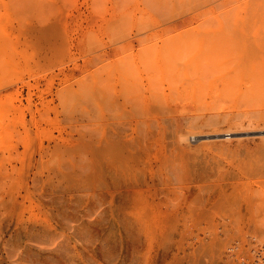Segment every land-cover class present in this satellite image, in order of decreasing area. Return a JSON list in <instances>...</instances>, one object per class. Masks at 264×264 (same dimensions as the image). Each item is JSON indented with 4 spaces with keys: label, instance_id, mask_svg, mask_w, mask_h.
<instances>
[{
    "label": "rangeland",
    "instance_id": "obj_1",
    "mask_svg": "<svg viewBox=\"0 0 264 264\" xmlns=\"http://www.w3.org/2000/svg\"><path fill=\"white\" fill-rule=\"evenodd\" d=\"M4 1L7 2L9 9H6ZM133 1L135 2V0L131 2L129 0L131 4L129 2L125 4L124 0H0V36L2 37V39L0 38V43H2L0 45V66L2 65L0 67L2 70L0 71L2 82L0 85H3L0 88V108L2 109V112L0 111V140L2 139L0 144H18L22 152L25 146L27 147L26 143H29V149L36 158L35 163L38 164L30 170V175L34 170V172L43 171V175L51 174L55 177L53 169L60 168L65 173L64 178H61V175L60 177L56 176L55 179L61 180V183L64 181L62 184L66 190L60 194L64 195L60 200L63 201L62 204H56L59 212L57 207L55 211L54 208L43 205L36 194L32 196L34 198L32 200L21 199V203L17 206L13 207L11 203L2 209L0 212V264H10L13 263L11 261L15 262L16 260L15 264H224L223 261H213L208 254H204L200 248L194 245L196 239L199 238L198 232L202 228H209L212 232L222 230L223 225L219 223L222 222V217L228 218L227 223L230 224L228 226L230 229L234 227L238 228L236 233L242 232L241 226L246 225L247 219L251 217L246 209L249 204L248 196H256L253 199L254 209L257 211L254 215L257 219L262 217L264 203H260V201L264 197V121L259 120L260 115L264 114V75H262L264 71L260 75L258 73L260 68L264 70V65H262L264 64V47L261 46L264 45V36L261 35L263 34L261 30L264 31L262 27L264 21L259 22V26L256 23L255 29L254 26L252 27L253 32L249 31L253 29L247 28L250 35L247 32L246 23L241 25V21H236L246 15L243 11L245 10L244 2L240 0L242 2L240 5V2L237 4L239 0H233L236 3L231 1L227 4L229 5L228 9L223 5L222 7L218 6L215 11L219 17L220 14L224 18L229 15L231 20L238 16L239 18L236 17L234 21L239 27L232 26L236 24L233 23L234 21H230L233 23L232 25L226 24L228 27L231 25L235 31H231L230 27L225 26V22H229V20L224 21V18H219L214 11L209 15L212 18L214 15L218 18L209 21L217 22L218 29L222 22L224 24V28L221 27L222 31L221 28L219 31L217 28L215 29L217 33L214 29H212L214 32L208 30L213 25L207 24L211 23L209 21L205 22L208 25V27L205 25L207 28H204L205 26L201 28L200 24L204 25L202 17V21L198 20L199 22L196 21L190 25V27H194L193 30L192 27L190 29L189 27L182 28L183 31L188 32L187 35H190L191 32L195 35H193L196 38L195 41L188 42L186 37L182 38L185 33L183 34L181 29L170 32V34L169 31L165 32L162 22L169 16L177 17L187 12V8L190 11L201 0L193 2L192 0H180L179 6L183 7L185 4L182 10L181 6L180 8L178 6V0H176L178 3L167 0L170 3L168 2L169 5L164 6L165 8L162 3H167L166 0H157L158 3L162 1L159 5L156 4V0H147L145 2H148L147 6L144 0H136L137 4ZM141 1L142 3H140ZM119 2H122L125 9L120 8L119 4L121 3ZM143 4H145V8ZM152 6L154 9H159L156 11L153 9V11L150 8ZM156 6L158 8H155ZM234 6L237 7L235 10L238 9L239 12V14L238 12L236 15L234 14L235 16L232 14L233 11L236 13ZM129 7L134 9L130 10L136 15L137 21ZM167 8L170 15L168 12L166 13ZM242 8L243 10H240ZM126 9L129 10V13ZM164 9L166 10L164 11ZM4 11L5 13H3ZM125 13L130 20H127L129 18ZM153 13L154 15L151 16ZM240 13L243 15L240 16ZM147 14L149 15L147 16ZM230 14L234 18H231ZM122 15L124 17H121ZM145 16L149 17L148 20ZM152 17L157 19V22L161 21L158 22L161 24L156 23ZM140 18L143 20L140 21ZM150 19L154 22L149 21ZM133 21L137 22L136 26ZM219 21L221 22L219 23ZM146 23L153 28L156 27L155 31L150 28L151 26H148L149 28L145 31ZM142 24L144 25L142 26ZM156 24L159 26L157 27ZM249 26L252 25L249 24ZM159 27L160 29H158ZM120 29L123 31L121 35L119 34ZM256 30L260 31H257L259 38L255 34ZM177 31H180V35ZM7 32H10V35H6ZM113 32L117 35L114 36ZM229 32L233 34L228 37ZM222 33L224 35L226 33V37ZM138 34L142 36H138ZM143 34L146 36L150 34V36L146 37ZM151 34L156 36L153 35V37ZM192 34L188 37L189 39ZM204 38L206 42L203 43L201 41ZM181 39L183 40L182 45ZM176 40L177 43L181 42V48L179 44L178 47L177 44L175 46ZM192 40L190 39V41ZM260 40L261 43H259ZM169 43L173 46L172 50H170L171 44ZM200 44L201 47H204L203 49L200 48ZM164 45L168 47L165 49L167 53L170 51L178 53L177 50H179L183 56L188 54L186 59L191 58L189 65L182 64L183 61H180L181 70L185 72L181 73L180 70L174 74L175 77L172 75L163 77L160 73L158 74L160 77H158L156 73L158 78H155V81L157 79L161 83L158 88L164 87L163 89L168 91L169 98L167 97V99L172 104L178 103L177 105L181 108L178 113L182 122L180 123L182 126L180 133L186 131L189 134L193 132L212 133L217 128L221 132L231 130L234 133L232 135L234 138L229 141H219L220 143L209 142L206 139L203 140L204 138L190 139V145L187 142L183 144L175 142L167 143L164 147H154L148 162L142 166L145 178L142 177L144 180L136 196L131 197L128 204L123 200L121 205H119L120 198L108 197L106 204L102 207L98 203L99 199L94 197L97 187L96 173L98 172L97 166L94 164V154L89 153L85 156L87 167L89 165L90 167L82 169L83 166L78 164L80 155L76 147L80 144L85 145L88 142L87 139L89 140L88 135L85 137L86 139L82 137L81 134L86 132L82 128H85V125L88 126L89 123L92 126V123L97 120V81L99 77L104 75L106 84L110 83L108 85L110 89L114 85L115 78L112 75L114 72L112 73L113 62L111 60L115 61V58L111 57V59L104 54L113 50L122 54L136 53V51L145 54L142 50L155 54L159 52L160 47V52H165ZM186 45L187 47L183 51H187V53L183 54L184 52L180 49ZM97 48L99 49L97 50ZM4 49L8 51L7 55ZM93 49L94 52H92ZM106 58H108L107 61ZM202 60L205 63L209 61V63L205 65L204 62H201ZM15 62L16 64H14ZM106 62L107 64H105ZM193 62L195 64H192ZM198 62L203 63L204 66L198 65L197 67ZM260 63L262 64L257 69V73L255 68ZM98 67L105 70L101 71L102 75L99 71L101 69ZM109 67L111 69H108ZM217 68L218 72H216ZM95 69L99 70L94 71ZM131 70L134 71V69ZM4 71L5 74H3ZM148 71L151 70H144L142 67L140 71L135 69L133 73L138 72L136 77L140 80L142 77L150 76L152 71L150 73ZM180 73L181 75L178 76ZM135 74H132L133 78ZM261 75L263 79L259 78ZM253 76H257L256 81ZM259 81L260 84L263 81L262 85L256 84ZM173 82V85L179 83L176 84L177 88L170 85ZM253 85L256 88L260 85L258 91L253 88ZM110 89L107 90L110 91ZM174 89L175 93L172 92ZM179 89L180 91H178ZM254 90L258 92L257 94L261 91V95L257 96ZM179 100H183L184 102H181L186 105L180 103ZM183 106L186 107V110ZM183 112L184 115H182ZM4 115L9 117L8 120ZM89 119L91 120L89 121ZM216 120L220 121H218L219 125L214 124ZM224 120L226 123L232 120L234 125L229 126L225 124ZM81 124H85L84 127ZM256 125L258 126L256 127ZM91 126L85 129H91ZM257 128H263V131ZM5 133L6 135H4ZM177 137L178 135H176ZM11 139L14 141L11 142ZM26 139L27 142H25ZM62 151L65 153L61 158V154L59 155L58 152ZM4 155L7 157L8 151ZM0 159L7 161L1 157ZM82 159L84 160V157L80 160ZM71 162L76 163L75 169ZM80 167L82 168L80 169ZM15 180L18 181L16 178ZM261 193L262 197L258 195ZM110 202L114 206H110ZM241 207L242 213L239 215ZM48 209L53 210L55 214H52L51 211L47 212ZM33 214L39 215V218L52 219L51 221L55 224L59 217L61 218L59 232L66 233L68 239L71 238L69 244L73 250L71 255L73 258L67 260L68 256L64 259L59 255L48 258L49 255L41 253L42 256L35 247L31 246L30 241L34 237L31 234H26L19 222L21 218L28 219ZM160 222L162 226H160ZM169 223L170 225H168ZM165 226L168 228L165 229ZM157 227H160L159 230ZM155 230L156 232H154ZM239 249H236L233 259L241 257L242 251ZM24 254L26 256H23ZM261 255L264 256V251ZM21 259L22 261H20ZM54 260H56L55 263Z\"/></svg>",
    "mask_w": 264,
    "mask_h": 264
},
{
    "label": "bare ground",
    "instance_id": "obj_2",
    "mask_svg": "<svg viewBox=\"0 0 264 264\" xmlns=\"http://www.w3.org/2000/svg\"><path fill=\"white\" fill-rule=\"evenodd\" d=\"M48 1H50V0H48ZM125 1L126 0H124L125 4H127V2H129V0H127L126 2ZM131 1L132 0H130V2ZM146 1L147 0H144V3ZM170 1L172 3H174L176 0H170ZM178 1H179V3L177 1L176 2L178 3V6H179V4L181 2H180V0H178ZM193 1L194 0H192V2ZM231 1L234 2L233 0H201V2L198 3L199 5L197 4L196 7L194 6L192 9H190V11L187 10L188 8L186 6V8H187L186 11L187 12H185V13L177 16V17H175V16L170 17L169 16V18H166L162 22L163 29L165 30V32L169 31V34H170V32H173V31H176V30H179V29L182 30V28H186L187 29V27H189V29H190L192 27V26L190 27V25H192L196 21L204 20V22H203L204 25L200 24V27L203 28L202 26H205L207 24H209V25L213 24L215 26V28H213L214 26L212 25L211 26L212 28L209 26L210 28L208 30L214 29V31H215V29L217 28V25H218V23L216 21L220 20V19H217L215 21L216 23H212V21H209V20H212V19H215V18L219 17V14L215 11L218 6L222 7L224 5V7L226 6V8L228 9L227 6H229V5H227V4H229ZM4 2H6V1H4ZM135 2H136V0H135ZM168 2L169 1H167V3H164V4L162 3L163 8H165L164 6H168L169 5ZM239 2H240V0L238 1L237 4H239ZM243 2H244L243 7H244L245 10H243V8L240 9V10H243L246 13V15L243 17V16H241L243 14L240 13V16L242 17V19H241V17L239 18L238 16H235L237 14V12H238V9H237V11L235 10L238 7L236 4L235 5L237 7H235V6H234L235 8L232 7V8H234L236 13H234V11L231 8V12L233 11L232 14L233 15L235 14L234 15L235 18H234V16L232 17V14H230L231 18H234V19L231 20L229 18L230 16L227 15V14H226L227 15L226 18H224V16H221V14H220L219 18H221V17L224 18V21L226 19L229 20V22H225V26L228 27L229 23L231 25L233 23H236L234 21V20H236V17H238L240 19V20L237 19L236 21H241V25H243L242 23H246V25L248 26V27H246V29L247 28L248 29H253L252 28L253 26H254V29H255V27H256L255 24L256 23L258 24L259 22L264 21V0H245V1L243 0ZM22 3H23V1H22ZM22 3H21V5H22ZM119 3H121V4H119V5H121V7L118 5L120 8H124L125 7L124 5H122V2H119ZM129 3H128V5L131 4V3L130 4ZM140 3H142V1ZM147 3H145L146 6H147ZM160 3H158L157 0H156V4L159 5ZM182 3H183V1H182ZM234 3H236V1ZM241 3L242 2H240V5H241ZM135 4H137V3H135ZM145 4H143L144 8H145ZM193 4H192V6H193ZM7 5L8 4L6 2V9L8 8ZM184 5L185 4H183V7H184ZM180 6H181V10H182L183 7H182V5H180ZM180 6H179V8H180ZM127 7L128 6L126 5V8ZM221 7H220V9L222 11ZM20 8H21V6H20ZM139 8H141V7H139ZM150 8H152V10L154 9L153 6L150 7ZM155 8H158V7L156 6ZM168 8L170 9V7H168ZM130 9L132 10V8L129 7V10ZM158 9H154V10L156 11ZM161 9H162V7H161ZM169 9L166 11V13L169 11ZM227 9L225 10L226 12H227ZM229 9H230V7H229ZM129 10L126 9V11L128 13H129ZM131 10H130V12H131ZM165 10L166 9H164V11ZM183 11H185V10H183ZM214 11H215V14L217 13L218 17H215V15H214V18H212L209 14L213 13ZM221 11H220V13H221ZM136 12H138V10H136ZM147 12L149 13L150 11H147ZM157 12H156V14H158ZM218 12H219V9H218ZM3 13H5V11ZM118 13H119V11H118ZM140 13H142V12H140ZM154 13L151 16H153ZM163 13H165V12H163ZM168 13L170 15V12H168ZM7 14L9 16V13H7ZM224 14H225V12H224ZM238 14H239V12H238ZM123 15L121 17H124ZM125 15H127V14L125 13ZM132 15H135V14L132 13ZM148 15L149 14H147V16ZM112 16H113V14H112ZM116 16H119V15H116ZM127 17H128V15H127ZM134 17L136 19V15ZM141 17H142V15H141ZM202 17L204 19H202ZM147 18H149V17H146V19ZM153 18L154 17H152V19ZM155 18L158 19V17H156V16H155ZM155 18H154V20H155ZM141 19L142 18H140V21H141ZM127 20H130V18L127 19ZM134 21H133V23H134ZM136 21H137V19H136ZM149 21L152 22L153 20L150 19ZM206 21L207 22L209 21L211 23H207L206 24L205 23ZM230 21H234V22L231 23ZM114 22H117V21H114ZM119 22H122V21H119ZM158 22H161V21H158ZM158 22L156 21V23H158ZM220 22L221 21H219V23ZM136 23H134L135 26H136ZM227 23H228V25H226ZM111 24H112V22H111ZM113 24H115V23H113ZM158 24H161V23H158ZM221 24H222V26H221ZM249 24L252 25V26H249ZM139 25H140V23H139ZM143 25L144 24H142V26ZM223 25L224 24L221 22L219 29L217 28L218 29L217 31H219L220 28L223 27ZM231 25L229 26L231 31L232 30L235 31L232 28L234 27V25H237V23L233 24L232 25L233 27ZM120 26L122 27L121 23H120ZM145 26L144 27H145V31H146V29L149 28L148 26H151V25H148V23H146ZM156 26H157V24H156ZM258 26H259V24H258ZM5 27H4V29H5ZM207 27H208V25H207ZM207 27L205 26L204 28H207ZM262 27L264 28V25ZM150 28L152 29L153 26H151ZM154 28H156V27H154ZM154 28H153V30H154ZM197 28H198V26H197ZM115 29H118V28H115ZM126 29H127V27H126ZM158 29H160V27ZM193 29H194V27H192V30ZM230 29H227V30H230ZM248 29H247V32H249V31L253 32L254 31V29L253 30H249V31H248ZM259 29H261V28H259ZM121 30L122 29L119 30V34L120 35L123 32ZM142 30H144V28ZM153 30H151V31H153ZM204 30L209 32L206 29H204ZM185 31L182 30V33L183 34L185 33V35H187L186 33H188V32H185ZM221 31H222V28H221ZM257 31L258 30H256V33L255 32L254 33L258 36L257 33L260 32V31H258V32ZM10 32H12V31H10ZM10 32L9 33L7 32L6 35L7 34L10 35ZM115 32H113L114 36L117 35V34H115ZM140 32H137V33H140ZM242 32H241V34H243ZM262 32H263V34H261V35L264 36V31L261 30V33ZM143 33H146V32H143ZM177 33L180 35V31L179 32L177 31ZM215 33H217V32L215 31ZM226 33H227V31H226ZM226 33H225V35H226ZM191 34H192V32H191ZM205 34H207V33H205ZM232 34H230V32H229V34H227V36L228 35H232ZM235 34H237V33H235ZM245 34H244V36H245ZM249 34L251 35L250 32H249ZM12 35H14V34H12ZM147 35H148V33H147ZM172 35H173V33H172ZM185 35L182 38L186 37L189 40L188 41L186 39L188 42H194L195 39H196L194 37L195 36L194 34H192V37H190L191 40L194 38V40H192V41H190V39L188 38L190 36L189 34L187 36H185ZM225 35H224V37H226ZM138 36H142V35L138 34ZM143 36H146V35L143 34ZM149 36H150V34H149ZM149 36H146V37H149ZM154 36H156V35H154ZM253 36H255V35H253ZM198 37L201 38L202 36H198ZM0 38L2 39L1 36H0ZM206 38H207V36H206ZM208 38H211V37H208ZM216 38H218V36H216ZM258 38H259V36H258ZM181 41H182V43L181 42L180 43L182 45L183 44V40L181 39ZM201 42H203V43L206 42L205 38ZM180 43H177V40H176L175 46L177 44V47H178V44L180 45ZM184 43H185V41H184ZM259 43H261V40L259 41ZM1 44L2 43H0V45ZM5 44L7 45V43H5ZM169 44H171V43H169ZM189 44H187V45H189ZM181 45H180V48H181ZM187 45L184 46L180 50L183 51L185 49V47H187ZM190 45H192V44H190ZM164 46H165L164 50L168 48L166 45H164ZM175 46H174V48H175ZM211 46H210V48H212ZM261 46L264 47V45H261ZM172 47L173 46L171 44V49L170 50H172ZM174 48H173V51H174ZM200 48L203 49L204 47H201V44H200ZM98 49L99 48H97V50ZM4 50H6V49H4ZM160 50H161V47L159 49V52L157 51L158 53H155V54L146 53V50H142L143 52H145V54L142 53V52H138V51H136V53H131V54H128V53L127 54H122L121 52H116V50H113L112 52H107V53L104 54L105 56H109L110 58L111 57L115 58V61L111 60V62H113L112 63L113 64L112 73L114 72V74H112V75L115 78V81L113 82L114 85L110 89V87L108 86L110 83L106 84L104 75L102 77H99V80L97 81L98 82V84H97V90H98V101H97V104H98V106L96 107L98 109L97 110L98 115L96 116L97 120L95 121V123H92L93 125L91 126L90 123H89V121L91 119H89L88 126H86L85 124L84 125H85L86 129H87V127L91 126V129L88 128V130H86L85 128H82L86 132L81 134L84 139H86L85 137L88 135V138H89L91 144L93 145V148H92L91 144L89 145V140L88 139H87L88 142H86L85 145L84 144L83 145L80 144V146L76 147L78 149V152H79V155H80V159L84 157V160L83 159L82 160L79 159L78 164L80 166H83V168L80 167V169L81 168L84 169V168L90 167V165L87 167L88 163L85 162V156L88 155L89 153H93L94 154V164L97 166V171H98L97 173L95 172L97 174V184H96L97 187L95 188L96 192L94 193V197L99 199L98 203H100L102 205V207H104L103 205L106 204V199L108 197L120 198L121 201L119 200V203H120L119 205H121L123 200H124L125 203L128 204L130 199H131V197L133 198V196H136L138 191H140V185L142 184V182L144 180L142 178V177H144V174L142 172V166L145 163L148 162V159L150 158V155H152V150L154 149V147L155 148H159L160 146L164 147L167 143L172 144V143H175V142L182 143V144L184 142H187V144L190 145L191 144L190 139L199 140V138L200 139L204 138L203 140L206 139V141H209V142L220 143L219 141H223V140H228L229 141V139H233L234 138L232 136V135H234V133L231 130H227V131L222 130L224 132H221L217 128L214 129V131L212 133H209V132L208 133H205V132L204 133L203 132L194 133L193 132V133L189 134L187 131H186L187 133L186 132L185 133H180V131H182V129H180V127H182L180 123H182V122L180 120V115L178 113H179V111H181L180 110L181 108L177 105L178 103L177 104H172L169 101V99H167V97L169 96V93H167L168 91L166 92V90L163 89L164 87H162V89H161V87H159L160 88L159 89L158 85H159L160 82L157 79L155 81V78L160 77L158 75L159 73L161 75H163V77H164V75H169V76L172 75L173 77H175L174 74L178 73L182 69V67H180V66H182L180 64V61L181 62L183 61L182 64L185 63L186 65L187 64L189 65V62H190L191 58L189 57L188 59H186L188 54H185V53H187V51L186 52L183 51L184 53L182 52L183 54H185L184 56H186L185 60H183L184 56L181 53H179V50H177L178 53H171L172 51L167 53L166 52L167 50H165V52H160ZM201 50H200V52H201ZM14 51L16 52V50H14ZM7 52L8 51L6 50V55H7ZM92 52H94V49H93ZM95 52H96V50H95ZM16 53H18V52H16ZM95 54H97V53H95ZM12 55H14V54H12ZM99 55H100V53L98 54V56ZM104 55H101V56L104 57ZM27 56H25V57L27 58ZM97 58L98 57H96V59ZM108 58H106V61H107ZM2 60H3V58H2ZM8 60L11 62L10 59H8ZM203 60L201 62H204ZM6 62H8V61H6ZM195 62H196V60H195ZM195 62H193L192 64H195ZM97 63H99V61ZM207 63H209V61H207ZM207 63H205V65ZM14 64H16V62ZM105 64H107V62ZM105 64H104V66H105ZM261 64L262 63H260L259 65L257 64L258 66H257V68H255L256 69L255 71L257 73H258L257 69L260 68ZM99 65H101V64H99ZM102 65H103V63H102ZM198 65L204 66L203 63L201 64L199 62L197 64V67H198ZM262 65H264V64H262ZM11 67H12V65H11ZM13 67L17 68L16 66H13ZM101 67H103V66H101ZM110 67L108 69H111ZM142 67L144 68V70H151L152 73H150L151 71H148L150 73L149 74L150 76H147V77L145 76V78L142 77L139 80V78L136 77L138 75L137 74L138 72L137 73L135 72L136 74L133 73V72L135 71V69L140 71L142 69ZM207 67H209V66H207ZM98 68L101 69L100 67H98ZM103 68L101 70L95 69L94 71L99 70L100 74H101L102 70H103L102 72L105 71ZM218 68H217V71L215 70L216 72H218ZM92 69H91V71H92ZM131 69H134V71H132ZM0 71H2V70H0ZM263 71L264 70L263 69L261 70V68H260V72L258 74L259 75L262 74L261 72H263ZM180 72L182 73V72H185V71L181 70ZM156 73H157L158 77H156ZM181 73L178 74V76L181 75ZM3 74H5V71H4ZM132 74H135L134 78H133ZM107 75H108V73L106 74V76ZM198 75H199V73H198ZM262 75H264V74H262ZM262 75H261V77H259V76L258 77L263 79ZM135 77H136V80H135ZM193 77H195V76H193ZM253 77H254V79L257 78V76H253ZM97 78H98V75H97ZM106 81H107V79H106ZM255 81H256V79H255ZM156 82L158 83L157 85H156ZM169 82L171 83V81H169ZM262 82L260 84V81H259L256 84L258 85V83H259L260 85H262ZM0 83H2L1 79H0ZM95 84H96V82H95ZM173 84H174V82L172 84H170V85L176 87L177 86L176 84H179V83H175V85H173ZM2 86L0 88H2ZM106 86H108L107 89L109 88L110 91H108L106 89ZM184 87L185 86H183V88ZM258 87L256 88V86H254L253 88L254 89L256 88V91H258ZM167 89H168V87H167ZM175 89H174V91L172 90L173 93H175ZM259 89H261V88H259ZM251 90H253V89H251ZM263 90H264V88H263ZM178 91H180V89ZM178 91H176V92H178ZM181 91H182V88H181ZM256 91L254 90V92L257 94L258 92H256ZM169 92H170V88H169ZM205 92H206V90H205ZM260 92H259V94L261 95L262 92L261 93ZM259 94H257V96ZM263 94H264V92H263ZM181 101H183V100H181ZM181 101H180V103H182L183 105H186V104L183 103L184 101L183 102H181ZM172 102H173V100H172ZM3 105H4V103H3ZM14 107H16V106H14ZM184 109L186 110V107H184ZM184 109H182V110H184ZM0 111L2 112V109ZM97 112H96V114H97ZM182 115H184V112L182 113ZM4 117H5V115H4ZM5 118H7V117H5ZM8 118H7V120H8ZM186 119H189V118H186ZM14 120H17V119H14ZM225 120H224L225 124H227L229 126L234 125L233 124L234 122L232 120L228 121L227 123H226ZM249 120L251 122V118ZM0 121H1V119H0ZM21 121H22V119H21ZM218 121L217 120H216V122L214 121V124L217 123L219 125L220 123H218ZM244 121H246V120H244ZM259 121H264V114L260 115V120ZM211 123H213V122H211ZM23 124H24V122H23ZM81 125L84 127L83 124H81ZM257 126L258 125H256V127ZM17 127H19V126H17ZM257 129H259V128H257ZM260 129L262 130L263 128H260ZM10 131H13V130H10ZM250 132H251V130H250ZM10 134H11V132H10ZM26 134L29 135V133H26ZM4 135H6V133ZM27 135H25V136L27 137ZM176 135H178L177 138H176ZM12 136H14V135H12ZM16 136H17V134H16ZM27 139H26L25 142H27ZM13 141L11 139V142H13ZM26 144H27V147L25 146V149L22 152L20 151V149H19L20 145L18 146V144H14V143L13 144L10 143L8 145H6V144L3 145L2 143L0 144V157L5 159V160H7V161H4V160L0 159V212L2 211L3 208H5L6 205H9L11 203H12L13 207L17 206L19 203H21V199H23L24 201H25V199H28V198L31 199V200L34 199L32 197L34 194L39 196V200H40V202L43 205L49 206L52 209L54 208V210L57 207L56 204H62V202H63V201H60V200H62L64 195H60V194L62 192L66 191L65 188H64V185L62 184L64 181L61 183L60 182L61 180L58 181V180L55 179V177L56 176L60 177L62 175L61 178L62 177L64 178L65 173L62 172L61 169L59 168V169H53V171H52V172H54L55 177L51 176V174L43 175V171L34 172V170L32 171V175H30V172H31L30 170H32L34 167L38 166V164L35 163L36 162V158L33 156L32 152L29 149V146H28L29 143H26ZM6 151H8V153H9V155L7 157L4 155V153ZM58 153H59V155L61 154V158H62L65 152L62 151V152H58ZM45 154H47V153H45ZM43 157H44V155H43ZM81 162H82V164H81ZM71 163H72V167L75 169L77 167L76 163L75 162H71ZM78 171H75V172H78ZM15 178L18 181H16ZM75 185H76V183H75ZM258 195H261V197L263 196L262 193L258 194ZM254 197H256V196H248V198H247L249 204H247V208L246 209L249 211L247 213L251 214V217L247 219V221H246L247 224L246 225H242L241 226L242 232L236 233V232H238V228L232 227L230 229L228 227V226H230V224L227 223V219L228 218H223L222 217L221 218L222 222H219V223H220V225H223V229L218 231V232L217 231L212 232L211 230H209V228H207V229L206 228H202L200 230V232H198L199 238L196 239V242L194 243V245H196L198 248H200L201 251L204 254H208L213 261H223L224 264H231V263L232 264H264V256L261 255L263 253V251H264V242H263L264 241V235H263L264 234L263 233L264 232V225H262L264 223V216H263L264 213H262V215H261L262 217H260V219H257L256 215H254L255 212H257L254 209V206H255V203L253 201ZM110 203H111L110 206H114V204L112 202H110ZM260 203H264V197L260 201ZM24 204H25V202H24ZM41 207H42V205H41ZM46 209H47V207H46ZM49 211H51V210L48 209L47 212H49ZM241 211H242V207L239 208V215L242 213ZM44 212H46V211H44ZM58 212H59V208H58ZM51 213L55 214V213H53V210L51 211ZM202 213L205 214L204 211H202ZM58 214H61V213H58ZM48 217H51V216H48ZM57 217H59V216H57ZM161 219H163V218H161ZM161 219H159V220H161ZM166 219H168V218L166 217ZM237 219H239V218H237ZM51 220L46 219V218L45 219L44 218H39V215L37 216L36 214H33L28 219L21 218L19 224H21L20 226H21L22 230L26 234H31V236L34 237V238L32 237L33 239L30 241V244H31V246L35 247V249L38 251L39 254L42 253V254L49 255L48 258L49 257L54 258V256H56V255H59V257H63L64 259L66 258V256H68L67 260H69L68 258H70V259L73 258V256H71L73 254V250H72V248H71V246L69 244V241H71L69 239H71V238L68 239L66 233L65 234H61L62 232L61 231L59 232V228L58 227H59V223L61 222V218L59 217V220H58L57 224L53 223ZM163 221H165V220H163ZM219 223H217V224H219ZM159 224H160V226H162L161 222ZM164 224H165V222H164ZM152 225H154V224H152ZM168 225H170V223ZM153 228L155 229V227H153ZM159 228H158V230H159ZM163 228H164V226H163ZM166 228H168V226L167 227L165 226V229ZM215 230H216V228H215ZM160 231H161V229H160ZM154 232H156V230ZM261 236H263V237H261ZM74 248L76 249L75 246H74ZM237 248H240L242 252L244 250V252H243L244 254L242 252H241V254L239 252H237V253H239L241 255V257H239L237 259H233L234 254H236L235 252H236ZM247 253H248V255H247ZM23 256H26V255L24 254ZM260 257H262V258H260ZM23 259H24V257H23ZM20 261H22V259ZM55 261L56 260H54V263H55ZM11 262H13L15 264L14 261H11ZM13 263H10V264H13ZM21 263H23V262H21ZM35 264H37V263H35Z\"/></svg>",
    "mask_w": 264,
    "mask_h": 264
}]
</instances>
